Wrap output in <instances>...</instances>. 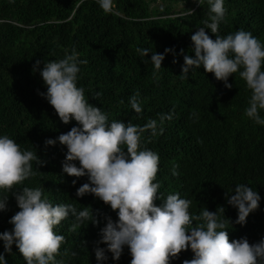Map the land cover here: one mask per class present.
Instances as JSON below:
<instances>
[{
  "label": "trees",
  "instance_id": "1",
  "mask_svg": "<svg viewBox=\"0 0 264 264\" xmlns=\"http://www.w3.org/2000/svg\"><path fill=\"white\" fill-rule=\"evenodd\" d=\"M113 2L118 14H105L97 0H0V135H8L22 150L36 151L46 161L44 165L33 162L36 175L23 186L43 189V196L53 205L73 204L78 210L89 207L101 221L99 226L86 222L75 232L69 231L73 217L62 221L54 230L65 236L60 251L63 254L67 250L68 254L58 256L57 261L98 264L94 249L100 228L106 223L103 217L118 219L109 205L92 194L76 196L88 179L63 173L66 146L58 140L54 146L45 145L47 139H56L77 122L63 124L38 94L47 92L40 70L45 62L62 59L73 49L80 60L88 61L79 65L77 86L84 89L90 104L102 108L109 122L130 121L142 126L149 119L159 123V114H172L163 125L162 135L146 143L149 134L144 133L141 141L142 147L160 157L154 182L160 184L162 199H157V206L169 194L179 193L192 201L189 211L193 215L207 208L229 219L230 241L247 238L250 244L258 243L264 239V125L244 114L251 91L239 73L229 77L231 89L203 66L190 69L187 79L181 77V50L194 57L191 36L208 19L207 0L203 6L194 0ZM224 6L227 12L219 35L245 30L264 44V0H224ZM188 9L194 10V15L182 16ZM206 33L216 38L210 29ZM137 48L159 54L169 48L174 53L165 55L162 67L153 75L152 53L142 57ZM37 60L41 63L34 72ZM136 92L143 108L139 116L129 103ZM96 93L101 94L97 99ZM75 163L79 166L78 161ZM174 164L179 165L178 176L172 175ZM236 184L252 187L261 197L259 208L249 214L245 225L235 223L238 210L225 197L226 192L229 197L235 194L231 191ZM17 211L15 198L9 194L7 210L0 212V232L11 231L9 220ZM0 253H4L3 241ZM4 254L7 264H26L15 244L11 254ZM106 255L108 260L100 264H130L127 246L119 261H114L110 252ZM193 256L189 247L170 264H183Z\"/></svg>",
  "mask_w": 264,
  "mask_h": 264
},
{
  "label": "clouds",
  "instance_id": "2",
  "mask_svg": "<svg viewBox=\"0 0 264 264\" xmlns=\"http://www.w3.org/2000/svg\"><path fill=\"white\" fill-rule=\"evenodd\" d=\"M194 2L203 6L205 0ZM97 3L105 14H118L113 0H97ZM207 4L208 19L191 36L194 57L181 50L184 59L181 77L187 79L190 69L203 66L217 81L223 82L225 88L231 89L229 77L239 73L251 91L244 114L254 123L264 125L261 116L264 111V70H261L264 44L245 30L219 35L227 12L224 0H207ZM181 15H194V10L188 9ZM206 29L216 38L212 39ZM137 51L142 57L152 53L153 75L162 67L165 55L174 53V49L169 48L165 49V54L147 48H137ZM78 57L73 49L62 59L45 62L40 75L47 92L38 94L54 108L63 124L77 122L70 131L45 141L46 146H54L57 140L66 146L63 173L70 177H87L88 182L77 189L76 196L92 194L117 214L116 221L110 216L103 217L106 223L100 228V239L94 249L98 264L108 260L106 252L112 254L114 261H119L125 246L130 250V264H170L189 247L194 256L185 259L183 264H264V239L255 244H250L247 238L230 241L227 230L230 220L221 218L217 211L204 208L193 215L189 211L192 201L181 198L179 193L169 194L163 204L157 206V199H162L160 184L154 182L160 157L146 146L142 147L141 141L144 133L149 134L146 143L162 135L163 125L172 119V114H159V123L149 119L142 126L130 121L127 124L120 120L109 122L102 108L90 104L84 89L77 86L79 65L88 63ZM40 63L36 61L34 72L39 70ZM100 95L96 93L95 98ZM139 95L136 92L129 98L130 107L138 116L143 113ZM33 162L46 164L36 151L22 150L14 139L0 135V212L7 210L9 194L14 196L19 209L9 220L13 225L11 231L0 232V241H3L4 253L8 254L15 244L26 264H63L57 257L68 254L67 250L63 254L60 251L66 238L56 234L54 229L69 216L74 218L69 227L72 232L86 222L99 226L101 221L89 207L78 210L73 204L53 205L43 196V189L23 186L36 175ZM178 167V164L173 165V176L179 175ZM76 182L73 180L72 184ZM233 191L235 194L230 197L229 192L225 193L227 203L238 210L235 223L245 225L249 214L259 208L261 197L246 184H236ZM100 244L106 248L99 247ZM4 253H0V264H7Z\"/></svg>",
  "mask_w": 264,
  "mask_h": 264
}]
</instances>
